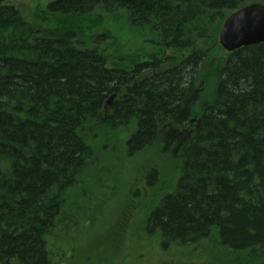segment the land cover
<instances>
[{
	"label": "trees",
	"instance_id": "trees-1",
	"mask_svg": "<svg viewBox=\"0 0 264 264\" xmlns=\"http://www.w3.org/2000/svg\"><path fill=\"white\" fill-rule=\"evenodd\" d=\"M254 2L264 5L53 0L31 22L0 0V264H54L71 250L70 264H126L159 240L165 254L184 248L186 264L196 253L264 264V43L227 53L217 41ZM118 145L128 161L178 150L177 174L134 163L121 199L93 216L91 185L108 184L98 163ZM144 183L163 195L147 244L127 231L132 194L147 205Z\"/></svg>",
	"mask_w": 264,
	"mask_h": 264
},
{
	"label": "rangeland",
	"instance_id": "rangeland-1",
	"mask_svg": "<svg viewBox=\"0 0 264 264\" xmlns=\"http://www.w3.org/2000/svg\"><path fill=\"white\" fill-rule=\"evenodd\" d=\"M52 1L53 0H7V3L15 7L25 19L31 22H35V20L40 18V12L43 11L47 6V4ZM129 48L132 52H134L131 46H129ZM118 56L120 57L121 55ZM118 65L123 66L124 64L118 63ZM170 139L172 141L174 140L172 137H170ZM177 151L178 150L171 152L172 155L170 156V158H168L169 161L161 160L162 157L158 159V156H155L156 158L154 156L153 157L147 156L146 158L145 157L141 158L138 161H128V159L125 156L124 145L123 147L119 145L116 146L112 151L109 160L101 161L98 163L99 168L97 170L95 180L101 183L108 182V184L107 186H103L99 188L95 187L96 188L95 190L93 189L94 185H91L92 190L89 192V194L93 199L91 198V200H89L88 202V207H89L88 212L92 213L93 216L96 215L97 213L104 214V211L106 213L107 210L110 208V206L113 205V203L115 202V198L117 200L121 199L120 197L121 193H123V191H126V188H128L127 184L133 174L134 163L136 165L143 163L146 164L147 167L149 168L155 167V169H159L160 172L163 171L165 175L174 174V173L176 175L177 168L173 167V165H176L178 161H172V160L174 159V157L178 158ZM66 224L67 223L62 224L61 226L63 233L66 232L65 230L67 228ZM96 224L97 223H95V225ZM75 227L76 225L72 224L69 228L70 232L67 230L68 234H70L71 236L77 235V232H75ZM58 239L61 245H65L68 243L67 238L61 237ZM204 261L205 260L203 259L202 263Z\"/></svg>",
	"mask_w": 264,
	"mask_h": 264
},
{
	"label": "flooded vegetation",
	"instance_id": "flooded-vegetation-1",
	"mask_svg": "<svg viewBox=\"0 0 264 264\" xmlns=\"http://www.w3.org/2000/svg\"><path fill=\"white\" fill-rule=\"evenodd\" d=\"M143 183L140 185V187L138 188V190H140L142 188ZM145 185L146 183H144V187L142 190H144V195L145 197H147V205L144 207V205L141 206V203L136 202L135 197L133 196L134 194H132V199H131V203L133 204V208L132 211L130 212L131 214L128 217V232H132V231H136L135 233H137V235L142 236L141 240L143 243L146 242V244L149 241V235L146 233V229H145V222H146V215L149 211V209L152 208V206H154V204L156 203V201L158 202V199H160L163 195L161 196H156L154 195L153 197H150L149 192L147 190H145ZM137 203L140 204V206H137ZM146 210V211H145ZM91 224H87V226H90ZM138 226V228H137ZM140 226H143L142 228ZM135 227V229H134ZM116 228V227H115ZM114 229V228H113ZM140 239V238H139ZM59 245L60 242H59ZM156 249L147 246L146 245V249H137L135 247V249L132 250V254H131V259H124V262L126 264H151L153 263V261H155L157 264H186L185 258L184 256L180 258L181 254H182V250L184 248H181L180 245H173V250L172 252H168L167 254L163 253L162 251H166V248H164L165 243L161 240L158 241V244L156 243ZM62 247H64L65 245H61ZM168 250V249H167ZM175 255H177L179 258H177ZM183 255V254H182ZM126 256V255H125ZM203 257H205V255H201L199 253L194 254L193 260L191 261V264H202V260ZM74 257H73V251L71 250L68 253H64V254H55L53 256V260H54V264H70V261H73ZM171 259V260H169ZM169 260V261H168ZM105 262H109V259H100V263L99 264H105ZM168 261V262H166ZM166 262V263H165ZM84 264H90V260L89 258L86 259L84 261ZM114 264V263H113ZM115 264H122V259H118V261H116Z\"/></svg>",
	"mask_w": 264,
	"mask_h": 264
},
{
	"label": "water",
	"instance_id": "water-1",
	"mask_svg": "<svg viewBox=\"0 0 264 264\" xmlns=\"http://www.w3.org/2000/svg\"><path fill=\"white\" fill-rule=\"evenodd\" d=\"M264 43V5L252 3L232 12L222 23L218 44L226 52Z\"/></svg>",
	"mask_w": 264,
	"mask_h": 264
}]
</instances>
